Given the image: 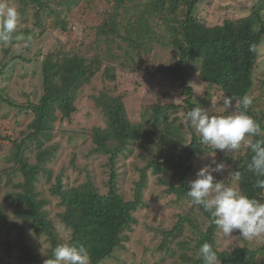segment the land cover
<instances>
[{
    "label": "rangeland",
    "instance_id": "1",
    "mask_svg": "<svg viewBox=\"0 0 264 264\" xmlns=\"http://www.w3.org/2000/svg\"><path fill=\"white\" fill-rule=\"evenodd\" d=\"M35 1L0 0V5L13 6L18 12L16 31L6 44L0 42V63L7 65L0 71V90L6 100H0V264H45L52 255V243L47 235L31 232L25 244L32 258L23 260V249L17 246L19 238L16 231L8 234L7 224L21 222L14 201L8 198L9 195L24 192V176L17 166V159H25L37 168L39 175L35 185L38 200L47 202L45 209L54 221L55 233L61 243H68L71 233L57 218L63 208L60 198L52 193V186L59 177L66 185L77 186L91 181L102 193H107L114 170L119 193L126 201L137 198V187L143 181L142 203L135 213L138 224L125 232L128 240L123 242V247L102 264H162V260L165 264H183L177 257L172 259L167 256V250H159V247L163 241L162 232L174 230L182 217L189 216L191 204L167 193L169 186L165 182L176 184V180L171 174L156 173V166L153 165L164 162L159 160L160 149L169 157H174L179 155L183 143L178 141L177 135L169 136L163 132L161 139H157V146L140 141L118 149L114 143L110 146L114 152L103 153L98 152L94 141L95 130L107 127L106 116L97 105V97L103 91L123 96L127 114L134 123L154 126L157 121L154 106L158 105L162 107L161 112L169 113L171 119L181 117L183 129L189 133L185 140L190 141L192 134L184 124L187 120L183 111L186 106V96L182 94L183 82L157 72L162 65H176L178 55L171 48L165 44L154 45L149 51L151 57L148 61L136 58L134 61L120 59L108 62L104 59L99 73L78 93L77 111L72 118L63 121L62 116L57 114L51 139H47L45 134L36 135L32 124L37 117L27 109L38 105L44 94L42 67L47 56L75 52L92 58L96 54L107 55L105 52L109 51L124 56L133 47L124 44L115 34L110 14L117 21H122L120 29L123 24H130L141 16L145 1L150 0H124V3L118 0H83L79 6L66 0ZM257 4L258 0H197L196 15L208 26H216L225 20L251 15ZM185 10L186 7L181 5L171 17L177 21V18L184 17ZM61 20L66 30L62 29ZM99 30L103 31V35L97 44L96 32ZM106 68L110 74L117 75L115 82H111L105 74ZM186 80L194 89L193 101L210 116L239 111L236 103H233V108L225 110L222 105L224 95L202 82L199 74L187 75ZM263 82L264 41L259 47L256 87L251 95L252 101L256 100L251 105L258 107V114L264 111ZM40 143H43L41 147ZM20 146L21 151L18 150ZM241 148L245 154L248 146L242 143ZM236 151L234 155L239 153ZM223 152L229 153L227 150ZM112 157L114 165L111 164ZM206 165L207 159L202 160L201 168ZM226 169L222 174L213 173L215 180L239 191L233 174ZM182 225L185 231L179 241L192 236L188 224L184 222ZM245 244L256 249L264 245V237L249 241L240 237L238 231L230 236H225L220 229L217 233V247L221 251H231ZM172 248L177 249V244L173 243Z\"/></svg>",
    "mask_w": 264,
    "mask_h": 264
},
{
    "label": "trees",
    "instance_id": "2",
    "mask_svg": "<svg viewBox=\"0 0 264 264\" xmlns=\"http://www.w3.org/2000/svg\"><path fill=\"white\" fill-rule=\"evenodd\" d=\"M82 1L66 0L75 6H79ZM118 1L124 3L126 0ZM145 2L144 13L132 23L123 24L120 29L122 21H117L113 14H110L115 34L124 44L133 47L124 56L111 51L105 52L107 55L96 54L92 57L93 59L75 52L53 53L47 56L42 67L44 94L38 105L27 108L37 117L32 124L36 135L45 134L47 139H51L58 113L63 121L72 118L77 111L78 93L99 73L104 59L108 62L120 59L134 61L136 58L139 61H148L151 57L149 51L154 45L165 44L178 55L175 66L162 65L157 72L183 82L182 94L186 96V106L183 108L185 117L188 111L198 106L193 101L194 89L187 83V75L190 77L193 74H199L202 82L224 96L240 99L247 95L252 100L251 95L256 87L255 71L259 60V47L264 41V19L262 18L264 0H258L251 15L237 20H225L221 25L216 26H208L197 17V0ZM35 3H41V1L37 0ZM181 5L186 7L185 14L183 18H177L176 21L171 16L178 12ZM41 7L45 6L41 5ZM60 22L63 24L62 29L66 30L64 21ZM102 35L103 31L96 32L97 44L101 41ZM252 46H255L254 51L250 50ZM5 53L8 54L9 51ZM6 67V64L0 63V71ZM105 74L111 82L116 81L117 75L110 74L108 68ZM236 99L233 103H236ZM0 100L6 101L2 90H0ZM252 103H256V100ZM10 105L14 106L12 103ZM97 105L102 109L107 120L105 130L101 128L95 130L94 141L98 152H114L110 149L114 143L117 144L118 149L140 141L157 146V139H161L163 132L169 136L177 135L178 141L183 143L179 155L174 157H169L160 149L159 152L162 154L159 160L162 159L164 162L159 161L158 165L153 164L156 166V173L171 174L176 180V184L170 181L165 182L169 186L167 193L176 195L177 198L191 204L189 216L182 217L174 230L162 232L163 241L159 250H167V256H171L172 259L177 257L183 264H204L199 255V248L207 242L217 254V264H264V258H261L264 254V245L256 249L245 244L231 251L219 250L217 247L219 228L213 223L210 213L206 212L202 206L193 205L187 196L188 182L196 178V173L202 167L201 161L207 159V165L213 160L225 164L226 171L230 174L239 171L241 179L236 181L239 192L264 202V189L253 186L257 177L248 168L254 155L249 147L245 154L240 147L237 155L233 154L237 151L227 154L220 150L215 151L200 142L199 136L189 121L184 124L192 136L190 141L186 142L185 137L189 133L183 129L181 117L171 119L168 112H161L160 105L154 106L157 120L154 126L143 122H132L127 114L123 96H115L109 91H103L97 97ZM238 109L243 111L242 107ZM256 109L258 107L250 105L247 110V114L262 129L260 135L251 137L252 142L264 140V111L258 114ZM42 144L40 143L39 147ZM18 150H23L22 146ZM111 160V164L114 165V157ZM17 161V166L24 176V192L9 195L8 198L14 201L13 205L18 209V220L21 222L9 223L7 227L8 234L16 231L19 238L17 246L23 249V260H29L32 257L30 250L26 248L25 239L31 232L47 235L52 243V253L53 249L62 243L55 233L54 221L49 218V212L45 209L47 202L43 199L38 200L35 185L39 175L37 168L31 166L25 159H17ZM116 182L117 176L112 170L107 193H102L91 181L77 186L66 185L61 177L52 186V193L60 198V205L63 208L57 218L71 233L68 243L75 244L77 247L83 246L89 253V264H102L111 258L117 249L123 247V242L128 240L125 232L132 230L138 224L135 213L142 203L141 196L145 183L141 181L138 185V196L135 200L126 201L119 193ZM184 222L188 224L192 236L188 240L185 238L179 241L178 238L182 237L185 231L182 225ZM202 224L205 225L202 227ZM173 243L177 244V249L172 248ZM52 258L51 255L50 259ZM162 261V264H165V260Z\"/></svg>",
    "mask_w": 264,
    "mask_h": 264
},
{
    "label": "clouds",
    "instance_id": "3",
    "mask_svg": "<svg viewBox=\"0 0 264 264\" xmlns=\"http://www.w3.org/2000/svg\"><path fill=\"white\" fill-rule=\"evenodd\" d=\"M18 12L13 6L0 5V42L7 43L10 36L16 31ZM250 50L254 51L255 46ZM235 97L224 96L222 105L225 110L233 108ZM252 100L244 95L236 99V106L243 111H236L229 115L210 116L202 107H195L186 113L185 119L190 122L203 145L210 146L215 151L233 152L238 150L242 143L254 153L250 171L257 177L254 187L264 189V140L252 142L250 137L261 134L260 125L254 121L247 110ZM214 165V167H213ZM225 164L213 160L196 173V178L188 182L187 196L195 206H202L210 213L213 223L225 236L235 231L245 240H254L264 237V202L256 198L241 194L235 187L225 185L215 180L213 173H223ZM235 180L241 179L236 171ZM200 258L204 264H217V254L212 246L205 242L199 248ZM53 258L45 264H89L88 251L75 244H58L52 253Z\"/></svg>",
    "mask_w": 264,
    "mask_h": 264
}]
</instances>
